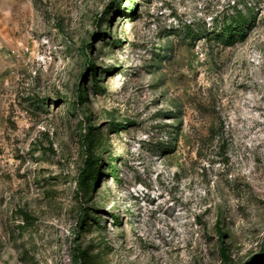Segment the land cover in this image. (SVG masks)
I'll use <instances>...</instances> for the list:
<instances>
[{
	"label": "rangeland",
	"instance_id": "1",
	"mask_svg": "<svg viewBox=\"0 0 264 264\" xmlns=\"http://www.w3.org/2000/svg\"><path fill=\"white\" fill-rule=\"evenodd\" d=\"M0 264H264V0H0Z\"/></svg>",
	"mask_w": 264,
	"mask_h": 264
},
{
	"label": "trees",
	"instance_id": "2",
	"mask_svg": "<svg viewBox=\"0 0 264 264\" xmlns=\"http://www.w3.org/2000/svg\"><path fill=\"white\" fill-rule=\"evenodd\" d=\"M250 25H251V11L248 9L246 11L244 9L236 10L234 12V15L229 20V22H226V24L223 27L221 37L224 43L227 45H233L239 40L245 39L247 34V29L250 27ZM90 67L94 69L93 73H95V65L90 64ZM87 164L88 166H94L96 168L97 175L100 174L99 169L103 165L100 156H93V155L88 156ZM78 257H79L78 254L75 255L76 259H79Z\"/></svg>",
	"mask_w": 264,
	"mask_h": 264
}]
</instances>
